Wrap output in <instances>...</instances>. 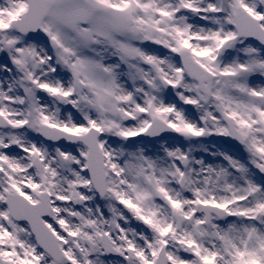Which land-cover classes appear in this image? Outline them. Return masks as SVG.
Segmentation results:
<instances>
[{"label": "snow or ice", "instance_id": "snow-or-ice-1", "mask_svg": "<svg viewBox=\"0 0 264 264\" xmlns=\"http://www.w3.org/2000/svg\"><path fill=\"white\" fill-rule=\"evenodd\" d=\"M0 264H264V0H0Z\"/></svg>", "mask_w": 264, "mask_h": 264}]
</instances>
